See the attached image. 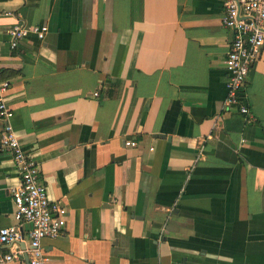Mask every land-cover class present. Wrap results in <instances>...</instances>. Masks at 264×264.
<instances>
[{
    "label": "crops",
    "instance_id": "1",
    "mask_svg": "<svg viewBox=\"0 0 264 264\" xmlns=\"http://www.w3.org/2000/svg\"><path fill=\"white\" fill-rule=\"evenodd\" d=\"M0 9L13 127L69 211L61 234L42 240L46 264H264V44L242 90L248 120L223 108V0ZM17 22L48 30L12 47ZM19 182L0 147V226L16 221ZM24 253L0 264H26Z\"/></svg>",
    "mask_w": 264,
    "mask_h": 264
},
{
    "label": "built area",
    "instance_id": "2",
    "mask_svg": "<svg viewBox=\"0 0 264 264\" xmlns=\"http://www.w3.org/2000/svg\"><path fill=\"white\" fill-rule=\"evenodd\" d=\"M223 6L222 22L231 31L227 53L221 59L227 72L223 108H236L250 120L252 114L243 101L242 90L264 44V0H223ZM7 13L9 11L0 9V14ZM47 30L44 23H14L9 28L10 45L14 47L29 34L42 39ZM10 86L11 81L0 75V147L11 153L20 182L10 187L16 221L0 226V245L8 247L0 249V263L26 252L29 264H46L42 240L61 234L69 211L61 201L49 197L36 160L13 127L14 112L7 102ZM125 143L135 144V141L125 140ZM21 241L24 247H21Z\"/></svg>",
    "mask_w": 264,
    "mask_h": 264
},
{
    "label": "water",
    "instance_id": "3",
    "mask_svg": "<svg viewBox=\"0 0 264 264\" xmlns=\"http://www.w3.org/2000/svg\"><path fill=\"white\" fill-rule=\"evenodd\" d=\"M160 136H165V135L161 134ZM23 246H24V244L22 243V247H23ZM24 257H25V262H26V264H29V261H28V255H27L26 252L24 253Z\"/></svg>",
    "mask_w": 264,
    "mask_h": 264
},
{
    "label": "trees",
    "instance_id": "4",
    "mask_svg": "<svg viewBox=\"0 0 264 264\" xmlns=\"http://www.w3.org/2000/svg\"><path fill=\"white\" fill-rule=\"evenodd\" d=\"M242 96H243V101H244V94L242 93Z\"/></svg>",
    "mask_w": 264,
    "mask_h": 264
}]
</instances>
